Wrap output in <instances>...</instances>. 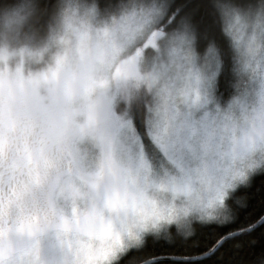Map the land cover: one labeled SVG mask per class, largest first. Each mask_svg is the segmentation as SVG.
<instances>
[{
  "label": "snow or ice",
  "instance_id": "6c2138e0",
  "mask_svg": "<svg viewBox=\"0 0 264 264\" xmlns=\"http://www.w3.org/2000/svg\"><path fill=\"white\" fill-rule=\"evenodd\" d=\"M0 44V264H264V0H36Z\"/></svg>",
  "mask_w": 264,
  "mask_h": 264
},
{
  "label": "clouds",
  "instance_id": "9594fccd",
  "mask_svg": "<svg viewBox=\"0 0 264 264\" xmlns=\"http://www.w3.org/2000/svg\"><path fill=\"white\" fill-rule=\"evenodd\" d=\"M36 0H0V44L36 45L43 33L34 21L30 5Z\"/></svg>",
  "mask_w": 264,
  "mask_h": 264
}]
</instances>
